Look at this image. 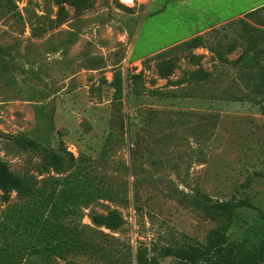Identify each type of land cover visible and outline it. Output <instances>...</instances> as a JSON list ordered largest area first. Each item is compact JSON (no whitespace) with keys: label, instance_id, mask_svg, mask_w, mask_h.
Returning <instances> with one entry per match:
<instances>
[{"label":"rangeland","instance_id":"obj_1","mask_svg":"<svg viewBox=\"0 0 264 264\" xmlns=\"http://www.w3.org/2000/svg\"><path fill=\"white\" fill-rule=\"evenodd\" d=\"M0 1V157L19 174L38 173L39 153L12 139L24 133L57 151L93 160V174L120 199H100L88 216L118 208L125 223L97 238L100 252L53 257L49 264H185L164 253L204 243L219 222L190 201L247 199L231 221L232 242L258 250L264 238V94L252 92L237 64L250 33L263 34L264 0H145L126 9L118 0L57 22L55 0ZM19 2V4L17 3ZM127 6V5H126ZM256 27V29L254 27ZM202 36L190 49L187 39ZM158 52H164L158 56ZM173 58L162 77L157 62ZM203 68L208 79H189ZM122 77L116 95L115 75ZM249 92L250 98L242 96ZM175 94V95H173ZM40 178L43 176H39ZM17 200L13 193L10 203ZM8 204L0 201L2 215Z\"/></svg>","mask_w":264,"mask_h":264},{"label":"trees","instance_id":"obj_2","mask_svg":"<svg viewBox=\"0 0 264 264\" xmlns=\"http://www.w3.org/2000/svg\"><path fill=\"white\" fill-rule=\"evenodd\" d=\"M8 2L15 5L13 0ZM55 3L58 5L57 22L63 23L69 15L68 5L82 11L91 7L94 0H55ZM259 11L264 12V5L248 15ZM260 21L264 25V15H260ZM260 32L258 30L256 35L249 32L250 41L236 60L237 64L251 67L260 63V55L264 52V48L257 49L263 37ZM183 43L194 49L202 45L203 38L195 36ZM163 54L158 52L157 55L162 57ZM157 67L162 77H168L176 69L177 62L173 58L162 59ZM259 70L257 73L244 70L241 77L248 86L253 82L252 92L264 94V68ZM208 76L210 73L200 67L191 72L189 79H208ZM112 84L116 95L122 94L120 74L115 75ZM232 97L250 98V94L245 92ZM12 139L21 149L39 153L42 160L37 174H19L0 157V201L8 204L0 214V264H49L53 257H65L70 253L100 252L102 243L97 238L106 235L105 229L119 230L125 223L122 213L118 208H109L106 213H90L88 216L97 229L81 220L85 208L97 200L120 199L112 183L102 175L93 174V160L83 154L76 157L70 151H57L24 133L13 135ZM13 193L17 200L10 203ZM202 196L190 202L206 217L219 222L218 225L207 232L204 243H189L180 248L167 246L164 253L178 257L185 264H260L264 259V238L260 248L255 250L243 242H232L228 235L235 212L253 204L247 199L212 201L209 196ZM152 263L143 250L138 252L137 264Z\"/></svg>","mask_w":264,"mask_h":264},{"label":"built area","instance_id":"obj_3","mask_svg":"<svg viewBox=\"0 0 264 264\" xmlns=\"http://www.w3.org/2000/svg\"><path fill=\"white\" fill-rule=\"evenodd\" d=\"M118 1H120V3L127 5V6L145 2V0H118ZM17 3L19 4V2Z\"/></svg>","mask_w":264,"mask_h":264},{"label":"water","instance_id":"obj_4","mask_svg":"<svg viewBox=\"0 0 264 264\" xmlns=\"http://www.w3.org/2000/svg\"><path fill=\"white\" fill-rule=\"evenodd\" d=\"M260 264H264V259L260 262Z\"/></svg>","mask_w":264,"mask_h":264}]
</instances>
